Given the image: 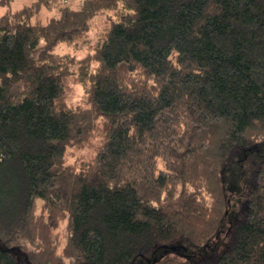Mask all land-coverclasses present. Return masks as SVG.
Wrapping results in <instances>:
<instances>
[{"label":"trees","instance_id":"16d2710c","mask_svg":"<svg viewBox=\"0 0 264 264\" xmlns=\"http://www.w3.org/2000/svg\"><path fill=\"white\" fill-rule=\"evenodd\" d=\"M261 142L264 0L0 16V264H264V156L222 248L174 250L220 233L224 171Z\"/></svg>","mask_w":264,"mask_h":264},{"label":"rangeland","instance_id":"374dc122","mask_svg":"<svg viewBox=\"0 0 264 264\" xmlns=\"http://www.w3.org/2000/svg\"><path fill=\"white\" fill-rule=\"evenodd\" d=\"M32 1L34 0H13L9 3L3 4L0 2V16H2L4 13L12 12L16 9L22 8L25 6V4H29ZM97 37L98 36L94 34V41ZM94 41H91V43H93ZM89 44L90 42L83 43L81 47L82 49L78 52V54L83 55L89 48ZM60 50L65 52L70 51L71 48L66 45H62L60 49H58V51ZM72 93L73 99H79L84 92L79 86H75ZM253 149V151H248L244 159L242 157V159H240V162H234V166L224 171L226 196L227 198H229V205L227 207L228 212L225 216L222 228L220 229V233L212 238L203 247L190 245L188 243H183L182 245L175 247L174 250L179 255L204 258L205 256H210L211 254L215 253L225 244L228 234L227 230L233 224V222L236 221L235 219L238 217V214L242 210L241 207L244 201L242 195L247 187L246 184L249 178V170L257 164V161H259L262 156H264V142L256 144ZM165 254L166 249L161 248L155 254L150 255L146 262L149 263L154 259V257L160 258V256Z\"/></svg>","mask_w":264,"mask_h":264},{"label":"built area","instance_id":"2783aa9c","mask_svg":"<svg viewBox=\"0 0 264 264\" xmlns=\"http://www.w3.org/2000/svg\"><path fill=\"white\" fill-rule=\"evenodd\" d=\"M63 2H65V3H66V2H67V0H63Z\"/></svg>","mask_w":264,"mask_h":264}]
</instances>
